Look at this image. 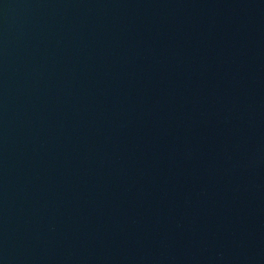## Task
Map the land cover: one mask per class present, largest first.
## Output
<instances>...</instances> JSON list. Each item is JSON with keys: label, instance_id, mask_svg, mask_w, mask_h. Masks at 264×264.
I'll return each mask as SVG.
<instances>
[{"label": "water", "instance_id": "obj_1", "mask_svg": "<svg viewBox=\"0 0 264 264\" xmlns=\"http://www.w3.org/2000/svg\"><path fill=\"white\" fill-rule=\"evenodd\" d=\"M0 264H264V0H0Z\"/></svg>", "mask_w": 264, "mask_h": 264}]
</instances>
